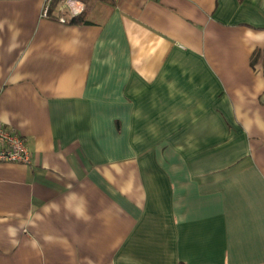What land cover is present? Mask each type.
Masks as SVG:
<instances>
[{"label":"crops","instance_id":"0c3cea01","mask_svg":"<svg viewBox=\"0 0 264 264\" xmlns=\"http://www.w3.org/2000/svg\"><path fill=\"white\" fill-rule=\"evenodd\" d=\"M76 1L0 0V264H264V0Z\"/></svg>","mask_w":264,"mask_h":264},{"label":"built area","instance_id":"2783aa9c","mask_svg":"<svg viewBox=\"0 0 264 264\" xmlns=\"http://www.w3.org/2000/svg\"><path fill=\"white\" fill-rule=\"evenodd\" d=\"M54 0H46L43 16L50 18ZM63 9L68 10V16H60L59 21L69 23L71 19L78 17L83 10V5L76 0H62ZM33 154L28 140L14 129L5 127L0 116V162L32 164Z\"/></svg>","mask_w":264,"mask_h":264},{"label":"trees","instance_id":"16d2710c","mask_svg":"<svg viewBox=\"0 0 264 264\" xmlns=\"http://www.w3.org/2000/svg\"><path fill=\"white\" fill-rule=\"evenodd\" d=\"M71 22L73 23H87V21L83 18V16H79L74 18Z\"/></svg>","mask_w":264,"mask_h":264}]
</instances>
